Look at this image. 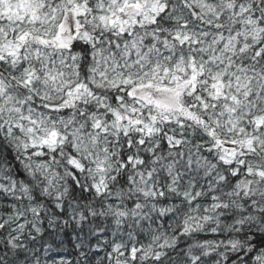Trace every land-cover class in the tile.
<instances>
[{
	"label": "snow or ice",
	"instance_id": "6c2138e0",
	"mask_svg": "<svg viewBox=\"0 0 264 264\" xmlns=\"http://www.w3.org/2000/svg\"><path fill=\"white\" fill-rule=\"evenodd\" d=\"M0 264H264V0H0Z\"/></svg>",
	"mask_w": 264,
	"mask_h": 264
}]
</instances>
